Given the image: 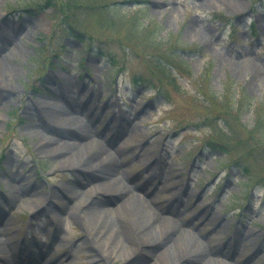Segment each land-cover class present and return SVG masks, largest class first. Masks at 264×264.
<instances>
[{"label": "rangeland", "instance_id": "obj_1", "mask_svg": "<svg viewBox=\"0 0 264 264\" xmlns=\"http://www.w3.org/2000/svg\"><path fill=\"white\" fill-rule=\"evenodd\" d=\"M77 1L75 15L67 11L68 21L84 28L81 37L96 45L94 52L76 53L75 48L84 47L82 41L57 37L65 28H54V21L61 17L52 18L58 9L46 5L45 0H0V53L3 49L14 54L11 64L16 70L10 80L16 92L11 96L2 91L8 94L4 98L0 94L2 235L14 243L12 232L23 226L49 242L56 231L48 249L57 264H125L129 251L118 248L115 253L111 240L98 241L96 229L82 214L58 209L67 185L74 184L88 195L86 191L95 186L88 181L90 176L80 175L69 157L39 151V137L29 131L40 128L41 119H45L42 115H50L42 110L41 102L85 120L86 111L79 105L87 102L86 109L104 107L98 128L104 117L107 120L119 110L113 119L122 132L120 141L113 147L105 137L96 138L107 153L121 155L129 163L125 182L136 188L132 175L139 176L140 183L152 173L160 175L159 181L154 178L153 183L142 184L144 190L135 189L134 194H142L160 214L173 202L164 216L180 222L183 231L195 235L215 260L264 264V188L243 186L237 169L244 164L252 174L264 176V154L244 151L257 144L247 138L255 114L250 110L236 117L239 108L231 109L230 102L224 108L218 102L233 88L238 101V93H245L253 102L264 104V0ZM27 5L36 10L28 13L24 10ZM137 16L141 22H150L164 38L159 48L148 45L147 36L131 41L121 38L129 31L126 22ZM250 22L255 24L254 30ZM233 26L236 36L231 40ZM6 35L12 42L5 43ZM51 45L60 52L65 68L57 66L49 72L48 63L57 61ZM175 48L178 54L173 52ZM161 60L176 72L177 83L163 70ZM137 72L146 75L147 86H131ZM203 74L204 84L198 82V75ZM48 76L52 82L46 81ZM34 84L43 86L35 90ZM157 87L167 98L156 99ZM52 128L53 124L41 131L54 137L57 133ZM64 131L69 135L66 140L76 139ZM212 134L236 146L230 158L239 156L236 163L229 159L235 164L229 177V164L219 163L217 156L204 148ZM148 162L152 163L147 168ZM160 171L169 176L162 178ZM14 195L20 199L19 205L12 203ZM114 213L127 215L125 210ZM57 215L62 217L59 223L54 222ZM178 251L176 255L183 250ZM133 253L127 259L168 264V253L151 255L141 246Z\"/></svg>", "mask_w": 264, "mask_h": 264}, {"label": "bare ground", "instance_id": "obj_2", "mask_svg": "<svg viewBox=\"0 0 264 264\" xmlns=\"http://www.w3.org/2000/svg\"><path fill=\"white\" fill-rule=\"evenodd\" d=\"M7 37L8 35L5 36V43L12 42L7 40ZM14 59V54L2 49L0 94L3 98L8 97V94L12 96L16 92V87L10 82L16 76V70L11 64ZM2 91H8V94H3ZM39 105L51 116L47 113L42 115L48 121L41 119L40 128L29 129L33 135L39 137L37 149L41 152L69 157L70 165L79 168L76 170L80 175L90 176L88 181L95 185L90 191H86L88 195L74 184L67 185L64 188L65 194L62 195L61 208H58L60 211L82 214L89 225L96 229L95 236L98 241L103 243L111 240L108 242L111 243L115 253L118 248L125 252L129 251L125 255L127 256L125 264H144L138 258L127 259L134 254L133 250L138 246L151 255L168 253L166 260L168 264H226L211 257L212 255L203 248L195 235L183 231L180 222L160 214L155 207L148 205L149 200L143 199L140 194H134L136 188L125 182V176L128 174L127 164L124 163L121 155L106 152V147L95 138L96 130L89 128L83 119L68 114L66 109L52 107L46 101ZM52 124V132L57 133L54 137L41 131L42 127L48 129ZM64 130L77 139L66 140L69 135L64 133ZM168 176L169 173L162 171V178ZM12 179L11 177L10 181H13ZM11 199L16 205L20 200H17L15 195L14 199L12 197ZM103 201L106 204H102ZM157 208H161L160 205ZM114 210L120 213L125 210L127 215L120 216L114 213ZM61 218L57 215L54 222L59 223ZM127 218L130 219L128 223ZM146 245L151 246L146 247ZM179 249L183 251L176 255ZM33 257L39 258L27 259L16 254L12 249L11 241L2 235V231L0 232V264H57V260L48 252Z\"/></svg>", "mask_w": 264, "mask_h": 264}, {"label": "trees", "instance_id": "obj_3", "mask_svg": "<svg viewBox=\"0 0 264 264\" xmlns=\"http://www.w3.org/2000/svg\"><path fill=\"white\" fill-rule=\"evenodd\" d=\"M46 1V5H54V7L56 8V10L58 9L55 17H52L53 19L59 18L60 19H56V21H54V28H65L63 33L69 34L71 36H75L77 35L78 37H81V35L85 34V30L84 28H81L80 26H78L77 24H73L70 23L68 21V16H67V11L70 9L71 11L74 12L75 15V7H77V4L79 3V1L77 0H45ZM96 1H101V2H110L113 0H96ZM121 2V1H120ZM96 3V2H95ZM84 4V2H83ZM97 4V3H96ZM93 5V4H92ZM44 6V5H42ZM74 6V7H73ZM63 17L65 18V20H63ZM120 19L123 18V15L119 16ZM68 22V25H64L61 24L60 22ZM78 23V22H76ZM122 23L124 24V20H122ZM127 24H130L129 27V31L127 32V35H125L124 37H121L122 39H124V41L126 40H132L134 38H138L141 39V37L143 36H147L150 38V42L148 45H150L153 48H159L160 45H162L165 41L163 37H159L158 34L156 33L155 29H153V26L144 23V21H140L139 17H133L130 18L127 22ZM56 28V29H57ZM159 37V38H158ZM82 38V37H81ZM161 63V62H160ZM161 64H165V63H161ZM168 66V65H167ZM166 65H163V70L171 75V70L170 68H168ZM204 77L205 75H203L200 80L202 82H204ZM173 83H176V78L173 77ZM228 89V88H227ZM239 95V101L238 99L235 97V95L237 96V93L233 90V88H230V90H228V93L224 94L226 96H224V99L222 97H220L221 99L218 101L219 104L225 105L230 102V107L231 109H237L239 108L241 110V112H238L237 110L235 111L234 114H236V117H239L242 113H244L245 111H250L252 110L253 113L255 114V124H253L250 128V137L248 140L252 141L253 139L256 140L257 144L256 146H254V148H249L244 149L245 152L247 153H255V151L257 153H261L264 154V104L262 102L256 103L253 102V100H251L249 97H247L245 95V93H238ZM216 99V101L218 100V97H214ZM214 98L211 97L212 102L214 101ZM238 101V104L235 102ZM220 111L223 109H219ZM227 115V114H225ZM234 123V120H232V123ZM211 140V146L216 148V150H222L225 154L224 158H228L227 160L230 161L231 160H235L236 157H238L239 155L235 156L234 158H230L231 156H233L234 153V145L231 144V142H229V140L227 139H223L222 137H220L219 135H213L210 138ZM226 159H223L224 161H226ZM252 169L249 168V170L247 171V180H244L245 185L249 186L252 185L253 183L257 182V183H262L264 181H262L261 179H264L263 175H257L256 173L252 174L251 171Z\"/></svg>", "mask_w": 264, "mask_h": 264}]
</instances>
